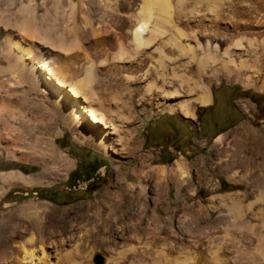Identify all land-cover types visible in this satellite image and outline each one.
Masks as SVG:
<instances>
[{"label": "rangeland", "instance_id": "1", "mask_svg": "<svg viewBox=\"0 0 264 264\" xmlns=\"http://www.w3.org/2000/svg\"><path fill=\"white\" fill-rule=\"evenodd\" d=\"M4 1L0 0V5ZM9 1L16 2L11 8L9 6L15 12L18 0ZM41 1L34 0L39 5L36 10L39 17L46 15L45 8L40 7ZM57 11L62 17L61 21L49 20L44 24H57L56 28L59 33L64 34V42L69 51L63 55L56 53V57L47 60L52 66L62 67L63 72L65 70L64 75L71 74L70 71H79L83 63L82 54L72 30L70 32L63 27L67 7L60 5ZM45 17L47 21L48 16ZM77 19L81 20L78 17ZM21 37L20 35L19 38ZM30 37L23 36L24 40H21L25 43L22 44L29 52H34L37 42ZM206 42L207 39L202 35L198 36L197 41L183 40L198 55L206 48ZM199 45L201 50L198 49ZM229 45V41L222 38L213 39L211 43L212 48L219 49V54ZM164 52L168 54L167 49ZM36 61V58L32 62L23 61L21 67L12 69L9 68L11 63L0 54V235L9 237V240L26 242L27 246L30 238L35 240L41 237L51 264L64 252H69V262L82 264H104V257L108 255L117 258L118 252L127 249L125 244L128 243L97 235L93 228L98 221L92 217L102 192L113 183L114 170L119 167L122 173L128 174L138 165L139 156H147L150 158L147 164L151 168H171L177 162L185 164L191 177L189 186L181 188L179 192H176L174 184L167 187L164 185L168 196L171 199L177 196L178 199L167 212L159 206L157 224L160 235L156 241L158 246L162 244L159 247L161 250L152 248L145 253L143 262L132 264H179L193 250L189 241L191 236L198 240L195 250L202 254L205 264L228 263L225 249L231 250L239 242L244 244L243 252H247L248 258L254 257L256 264H264V201L255 202L256 189L254 191L253 187L244 185V178L239 179L244 176L243 168L235 167L237 176L234 180L239 182L232 180L224 168L226 161L222 158L225 153L233 156L238 151L253 150V145L245 141L243 136H239L240 129L264 138V91L244 88L235 75L229 78L221 71L213 77L209 68L199 81L195 63L186 70L188 76L192 77L189 91L186 84L178 85L171 69L167 72L169 82L171 81L169 87H163L158 75L151 71L145 76V81L140 82V78L136 77L130 82L129 91L125 90L124 82L119 77L112 79L98 76L96 87L102 84L104 89L100 93L111 94L107 85L110 84L111 90L117 92L126 102L127 97L132 94L131 101L128 102L132 114L122 109V115L129 113V121L107 114L108 119L115 122L119 133L113 138L115 153L105 155L89 145L78 143L74 139L77 131L72 130L69 125L68 104L73 98L66 88L59 87L56 82L63 80L71 84L79 78H64V75L56 73L49 80L42 72L35 76L30 65ZM180 64L181 61H178L177 65ZM177 69L176 74L181 72L180 67ZM79 77L82 78V74ZM263 81L264 75L257 86ZM150 83L152 90L164 88L168 95L164 98L165 94L155 92L154 96H149L146 92L148 85H145ZM203 84L213 96V102L208 107H201L195 101ZM172 89L179 93H174ZM180 95L189 97L185 99H188L189 108L194 114L193 119L178 113L179 101L184 99ZM164 101L172 104L171 107L174 106L176 112L155 109L156 102ZM241 101L249 104L247 113L239 107ZM219 135L223 136L224 144L222 147H215V138ZM129 136L134 137L135 145L127 142ZM39 142H48L49 145ZM124 142L126 143L122 146ZM51 148L65 156L71 163L70 167L66 170L61 168L56 176L51 174L38 177L42 160L46 161L51 170L58 168L60 164L49 156ZM137 148H140L139 153ZM9 174L20 175L26 179L36 178L38 181L32 186H22L11 183L8 178L2 180ZM158 183L156 179H151L136 187L145 202L144 208L139 207L142 208V219L161 197ZM72 185L75 187L69 189ZM144 187L146 193H141ZM229 194L238 200V217L229 211L230 202L222 201V197ZM127 200L125 197V202ZM74 216L79 219L71 220ZM177 219L179 225L175 228ZM144 223L145 221H141L142 225ZM62 240L67 241V245L61 249L58 245ZM113 240L116 245L112 243ZM62 259L59 262L66 263ZM125 261L118 260L117 264H125ZM244 264L252 263L248 259Z\"/></svg>", "mask_w": 264, "mask_h": 264}, {"label": "bare ground", "instance_id": "2", "mask_svg": "<svg viewBox=\"0 0 264 264\" xmlns=\"http://www.w3.org/2000/svg\"><path fill=\"white\" fill-rule=\"evenodd\" d=\"M15 3L5 0L0 5V54L11 63L9 68L12 69L21 67L23 61L32 62L36 58L37 61L30 65L32 74L37 76L40 72L45 73L49 80V77H53L56 73L64 75L65 70L63 72L62 67L52 66L47 59L56 57V53L63 55L69 51V48L64 42V34L58 32L57 24L46 26L44 22L49 20L60 22L62 17L58 15L57 10L60 5L67 7L63 27L70 32L72 30L77 44L80 45L83 63L79 71L82 72L70 71L71 74L66 73L63 76L64 78L69 76L75 80L78 77L77 82L69 78L73 83L68 84L58 80L56 84L66 88L73 98L68 104V112L69 125L72 130L77 131L74 133V139L105 155L115 153L113 138L119 133L115 122L113 119H108L107 114L129 121V113H125L126 115L122 113L124 109L130 112L128 102L131 101L132 94L127 97L128 102H126L117 92L111 90L110 84L107 85L112 95L109 94L110 92L102 94L101 91L100 93L103 88L99 82L101 87L97 85L96 90L98 76L112 79L119 77L124 82L125 90L129 91L130 82L136 77L140 78V82L145 81V76H148L151 71L158 75L163 87H169L171 81L169 82L167 72L171 69L178 85L186 84L185 87H188L189 91L192 77L188 76L186 70L195 63L199 81L206 75L209 68L212 73L208 72L213 77L221 71L229 78L235 75L244 88L264 91V81L259 87L257 86L264 75V0H42L40 7L45 8L47 21L45 16L36 15L39 5L37 6L34 0H18L17 9L14 12L10 8ZM20 35L35 39L37 46L34 52L31 50L29 52L28 48H25L22 44L25 43L22 41L24 39L21 37V40ZM199 35L205 37L207 42L204 50H201L200 45L199 48L197 47L201 50L198 55L196 50L188 44L185 45L183 40L197 41ZM216 38L226 39L230 43L222 54H219L217 47H211L212 40ZM164 49L168 50V54H165ZM178 61H181L180 66L177 65ZM179 67L181 72L176 74L175 69ZM81 74L82 78L79 77ZM151 84L145 85H148L146 92L149 96H154L155 92L165 94L164 98L168 95L164 88L152 90ZM202 86L200 95L195 101L201 107H206L210 104L211 93L204 84ZM173 92L178 91L174 89ZM179 97L184 99L179 101L178 113L193 119L194 114L191 113L188 99H185L189 97L184 95ZM171 105L166 104L165 101L154 104L158 111L176 112ZM239 107L247 113L249 104L241 101ZM238 133L245 141L253 145V150L238 151L237 154L234 152L233 156L225 153L226 155L222 157L226 161L224 168L237 183L239 181L234 180L237 176L235 167L243 168L244 176H240L239 179L244 178L246 180L244 185L253 187L254 191L256 189L255 202H262L264 201V138L256 137L246 129H240ZM129 141L133 145L136 143L132 136H129L127 142ZM39 143L49 145L48 142ZM223 144V136H217L215 147H222ZM139 152L140 148H137V153ZM49 156L58 160L57 163H60L58 168L51 170L47 167L46 161L42 160L43 165L38 177H47L51 174L56 176L62 169L66 170L70 167V161L52 148ZM149 160L147 156H139L138 165L128 174L122 173L119 167L115 169L113 183L101 194V200L92 217L98 221V224L93 229L97 231V235L113 237L114 240L121 239L128 243L125 244L127 249L118 252L117 258L110 255L104 257V264H117L118 260L123 262L126 260L125 264L140 263L143 262L148 250L160 249L162 244L158 246L156 241L157 236L160 235L157 224L159 206L167 212L178 199L177 196L171 199L164 185L167 187L169 184H174L176 192L189 186L191 175L185 164L177 162L171 168L166 166L151 168L147 164ZM7 178L11 183L22 186H32L38 181L36 178L26 179L14 174L4 176L2 180ZM151 179L159 182L161 197L153 205L154 208L142 219V208L145 202L136 191V187L143 181L148 182ZM120 185L123 186L119 187ZM142 192L146 193L145 187L141 190ZM125 197L128 198L126 202ZM223 200L230 202L229 211L238 217L240 214L238 200L231 194L223 196ZM75 219L79 217L74 216L71 220ZM141 221L145 223L142 225ZM178 222L177 219L175 228L179 225ZM9 239L0 235V264H51L41 237L35 240L30 238L27 241L28 246L26 242L22 243L14 239L15 242ZM114 240L112 243L116 245ZM189 241L193 250L187 253L179 264H205L202 254L195 250L198 240L191 236ZM239 243L233 245L231 250L225 249L228 263L224 264H244L248 259L252 264H256V258H248L247 252H243L244 244ZM64 245H67V241L62 240L58 247L62 249ZM62 258L66 263L59 262ZM70 260L69 252H64L53 264H82L69 262Z\"/></svg>", "mask_w": 264, "mask_h": 264}, {"label": "crops", "instance_id": "3", "mask_svg": "<svg viewBox=\"0 0 264 264\" xmlns=\"http://www.w3.org/2000/svg\"><path fill=\"white\" fill-rule=\"evenodd\" d=\"M212 102H213V96H212V92H211V100H210V104L208 106H210L212 104ZM208 106H206V107H208Z\"/></svg>", "mask_w": 264, "mask_h": 264}, {"label": "trees", "instance_id": "4", "mask_svg": "<svg viewBox=\"0 0 264 264\" xmlns=\"http://www.w3.org/2000/svg\"><path fill=\"white\" fill-rule=\"evenodd\" d=\"M78 180H76V182H77ZM75 187V185H72V186H69L68 188L69 189H72V188H74Z\"/></svg>", "mask_w": 264, "mask_h": 264}]
</instances>
